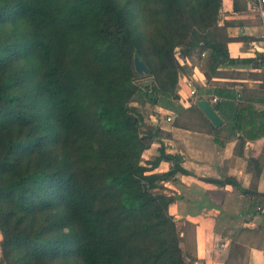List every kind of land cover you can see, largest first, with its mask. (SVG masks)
<instances>
[{"label": "trees", "instance_id": "trees-1", "mask_svg": "<svg viewBox=\"0 0 264 264\" xmlns=\"http://www.w3.org/2000/svg\"><path fill=\"white\" fill-rule=\"evenodd\" d=\"M221 7L0 0V264H192L165 185L187 170L164 142L143 160L164 131L132 103H172L180 58L208 79L232 61ZM256 114L243 104L235 116L260 127ZM162 161L173 166L154 171Z\"/></svg>", "mask_w": 264, "mask_h": 264}, {"label": "crops", "instance_id": "crops-1", "mask_svg": "<svg viewBox=\"0 0 264 264\" xmlns=\"http://www.w3.org/2000/svg\"><path fill=\"white\" fill-rule=\"evenodd\" d=\"M219 28L232 61L217 75L208 79L195 56L180 58L182 70L172 103L135 101L144 106L147 122L164 131L142 157L144 161L156 157L161 142L167 152L182 157L187 172L165 185L177 196L169 211L192 264H264V136L252 139L264 134V114L253 116L255 125L262 121L260 127H252L249 117L239 121L235 116L243 104L264 111L263 27L248 0H222ZM192 88L196 101L217 105L221 126L191 101ZM172 166L173 162L162 161L154 171Z\"/></svg>", "mask_w": 264, "mask_h": 264}, {"label": "water", "instance_id": "water-1", "mask_svg": "<svg viewBox=\"0 0 264 264\" xmlns=\"http://www.w3.org/2000/svg\"><path fill=\"white\" fill-rule=\"evenodd\" d=\"M134 65L136 71L140 74H148L150 72L145 62L137 55L134 58ZM196 104L201 108V110L207 115V117L215 126H221L223 124V119L217 112V105L211 104L206 99H199L196 101Z\"/></svg>", "mask_w": 264, "mask_h": 264}, {"label": "built area", "instance_id": "built-area-1", "mask_svg": "<svg viewBox=\"0 0 264 264\" xmlns=\"http://www.w3.org/2000/svg\"><path fill=\"white\" fill-rule=\"evenodd\" d=\"M248 3H249L250 8L257 11L259 16H260L261 24L263 27V32L260 35V39L264 43V0H248ZM261 54H262V58L264 59V48H263ZM203 55H205V53H203ZM196 95H197V91L194 88H192V90L190 92V98H191V101L193 103L196 102V100H195ZM217 100H218V97H216V96H214L212 98L213 103H216ZM166 119L169 121H172L173 118H172V116H168ZM224 245L225 244L222 243V246H224Z\"/></svg>", "mask_w": 264, "mask_h": 264}, {"label": "rangeland", "instance_id": "rangeland-1", "mask_svg": "<svg viewBox=\"0 0 264 264\" xmlns=\"http://www.w3.org/2000/svg\"><path fill=\"white\" fill-rule=\"evenodd\" d=\"M151 81H152L151 78H141V79L138 80V82L141 83V84H142V83L149 84V83H151ZM132 104H133V105H136L135 102H133ZM147 104H148V103H147Z\"/></svg>", "mask_w": 264, "mask_h": 264}]
</instances>
